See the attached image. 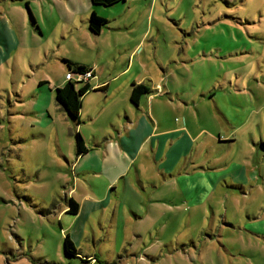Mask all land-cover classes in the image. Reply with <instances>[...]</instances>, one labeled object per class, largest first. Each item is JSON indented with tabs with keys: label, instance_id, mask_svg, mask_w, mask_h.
I'll use <instances>...</instances> for the list:
<instances>
[{
	"label": "rangeland",
	"instance_id": "obj_1",
	"mask_svg": "<svg viewBox=\"0 0 264 264\" xmlns=\"http://www.w3.org/2000/svg\"><path fill=\"white\" fill-rule=\"evenodd\" d=\"M86 2L0 0V29H13L11 55L0 62V264H81L66 255L56 207L68 203L71 193L77 201L85 194L97 195L81 177L77 186L71 182L76 175L72 164L77 128L58 108L55 89L46 82L64 80L68 69L63 61L74 59L103 64L106 79L115 80L135 46L136 77L158 70L168 76L170 87L183 93L177 98L183 106L173 117L187 123L194 138L191 150L201 155L195 167L204 169L180 183L166 180L153 166L144 170V192L138 193L144 200L149 193L157 199L169 196L167 204L183 219L186 248L169 254L160 244L155 249L163 255L153 259L143 245L151 244L155 220L146 217L136 227L146 235L133 258L140 260L126 263L124 255L133 251L120 250L121 262L116 255L107 263L202 264L199 255L208 246L204 264H264V0H120L108 7L93 5L97 16L107 21L98 36L88 32L86 19L93 12L87 13ZM0 47L5 48L1 40ZM123 51L127 53L120 57ZM94 77L93 72L90 81ZM98 99V93H92L87 106L94 107ZM105 110L114 114L117 108ZM102 121H87L81 134L105 132L101 141L111 140L107 133L115 130ZM145 156L140 154L139 162H146ZM199 183L208 187L198 190ZM184 188L194 192L193 198L188 195L194 209L178 201ZM213 214L216 234H210ZM89 223L88 235L92 229L100 235L98 218ZM209 235L215 236L214 249ZM225 243L230 257L223 256ZM95 251L100 253L90 245L80 252ZM101 251L106 255L112 250L103 246Z\"/></svg>",
	"mask_w": 264,
	"mask_h": 264
},
{
	"label": "crops",
	"instance_id": "obj_2",
	"mask_svg": "<svg viewBox=\"0 0 264 264\" xmlns=\"http://www.w3.org/2000/svg\"><path fill=\"white\" fill-rule=\"evenodd\" d=\"M86 6L87 13L94 12L96 15L98 14L93 9L90 0H87ZM99 15L103 17L101 14ZM88 18L86 19V25ZM88 32L90 33L89 30ZM11 34H13L12 28L6 26L4 33L0 29V38L1 35L3 36V39L0 40L4 42L5 46V48L0 47V62L8 59L11 55ZM126 53L123 51L120 57ZM130 56L131 60L118 72L120 75L117 79L112 81L110 80L111 77L106 79L109 74L106 73L103 64L70 60V62L86 66L94 72L95 76L89 82L91 90L82 99L79 116L80 124L77 127L80 134L84 125L88 123L87 121H94L97 125L101 118L103 119L102 122L109 123V128H112L110 130H115V133L110 132L112 135L107 133L111 139L109 141H101V136L105 132L91 136L84 130L86 137L82 134L81 137L87 152L80 157L75 156L72 164L76 174L71 181L73 186H77V180L81 177L89 183L98 198L91 194H85L77 201L73 198L71 192L74 189H72L69 192L71 193L70 197L65 195L64 199L66 201L69 198L76 202L78 205L76 215L68 214L69 205L67 202L58 206V209L56 207V210L61 212L56 218L61 234L64 237L68 236L74 248L78 250L77 253L80 257H93L95 262L91 264H105L107 260L111 261L120 250L127 253L133 251L132 255H124L123 258L129 259L126 263H134L140 260L139 258L135 260L133 258L138 257L139 243L146 239V235L138 232L136 227L144 222L146 217H152L155 220V227L150 231L151 244L149 246L147 244L143 245L152 253L153 259H156V255L159 257L163 255L162 252L158 254L155 249L160 244L163 245L164 249L170 250L169 254H172L174 250L176 252L182 250V247L186 248L187 244L185 243L187 240H184L182 236L187 232L183 231L182 234L180 230L183 228L181 226L183 219H179L178 214H174L173 205L167 204L169 202L167 197L169 198V196L165 195L166 198L157 199L149 193L145 201L138 193L145 187V181H143L144 170L146 172L153 166L161 175L167 177L166 180L177 179L180 183L193 175L196 170L204 169V167H195L201 155L199 152L191 150L194 138H191L192 135L188 131L187 123L185 125L180 124L173 117L174 112L179 111V108L183 106L177 100V98H181L183 93L170 87L168 76H163L158 70L151 76L137 74L136 77V70H133L136 46L131 49ZM118 79L120 83L111 88V83L117 82ZM42 83H45V81L40 82L39 85ZM46 83L56 90L63 87L67 82L64 77V80L52 85ZM132 84H143L150 90V94L142 96L136 106L129 99ZM92 93H98L99 99L97 105L91 108L87 106L86 102ZM185 106H187V102ZM111 107L117 108L114 114L110 110H105ZM142 153L146 154L145 158L147 159L146 162H142L143 164L139 162V155ZM149 186L151 187V183ZM197 187L199 190L208 187V184L199 183ZM143 192L142 190L141 194ZM183 192L184 194L178 196V201H184L189 206L188 195L193 198L194 192L192 189L187 188H184ZM195 206L190 204L189 209H194ZM193 214L194 212L190 215ZM205 215L206 212H204L203 218ZM96 217L100 226H103L102 231L98 235L92 229L93 234L88 235L87 225H90L91 218ZM190 219L194 220V218L188 216V220ZM211 219L210 234H216V229L212 232V227L218 223L217 216L213 214ZM167 233L169 234L168 239L166 237ZM176 233L182 235L176 238L174 237ZM181 237L182 239H180ZM207 238L211 240V246L209 247L214 249L215 236L210 237L209 235ZM104 241H107V243L104 244ZM225 244V254L223 256L230 257V246L227 243ZM90 245L100 250V253L97 254V251H95L91 255H86V253L82 254L80 252L84 246ZM103 246L112 251L104 255L101 251ZM207 252L208 246L199 255L202 264H204L202 259ZM117 257H120L117 259H120L121 262L122 256L117 255ZM110 263L116 264V261L108 264Z\"/></svg>",
	"mask_w": 264,
	"mask_h": 264
},
{
	"label": "trees",
	"instance_id": "obj_3",
	"mask_svg": "<svg viewBox=\"0 0 264 264\" xmlns=\"http://www.w3.org/2000/svg\"><path fill=\"white\" fill-rule=\"evenodd\" d=\"M92 5H100V6H112L120 0H90ZM107 24V21L102 17L97 16L94 12L89 15L87 20L88 30L93 35H99ZM68 72L81 74L84 73L88 69L84 65H79L70 61H63ZM67 83L60 88L55 90V102L59 106L61 110H63L67 116L75 122V129L80 124V109L82 104V99L84 95L91 90L89 83L87 82H77L74 83L72 81H66ZM76 84H81L82 87L79 89L76 88ZM150 94V90L146 88L143 84H132L131 91L129 95L130 102L133 105H137L140 98L144 95ZM87 152V149L84 146L83 139L79 132L76 130V152L75 156L80 157ZM69 209L68 214L76 215L78 212V205L72 199L68 201ZM64 250L68 257L79 258L81 263L89 264L87 260L88 258L80 257L77 250L74 248L72 242L69 240L68 236H65L64 239ZM108 264V263H105ZM115 264V263H112Z\"/></svg>",
	"mask_w": 264,
	"mask_h": 264
},
{
	"label": "built area",
	"instance_id": "obj_4",
	"mask_svg": "<svg viewBox=\"0 0 264 264\" xmlns=\"http://www.w3.org/2000/svg\"><path fill=\"white\" fill-rule=\"evenodd\" d=\"M93 75V71L92 70H86L84 73L81 74H76V73H70L67 72L65 74V80L66 81H72L74 83L77 82H90V77ZM88 261L89 264L93 263L95 260L93 257H89L88 259H85ZM81 264H85V263H81Z\"/></svg>",
	"mask_w": 264,
	"mask_h": 264
}]
</instances>
